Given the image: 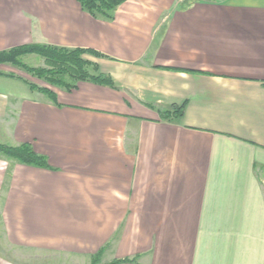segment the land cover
<instances>
[{"label":"crops","instance_id":"1","mask_svg":"<svg viewBox=\"0 0 264 264\" xmlns=\"http://www.w3.org/2000/svg\"><path fill=\"white\" fill-rule=\"evenodd\" d=\"M35 44L115 87L0 66V145L48 165L0 153V264H264V0H0V52Z\"/></svg>","mask_w":264,"mask_h":264},{"label":"trees","instance_id":"2","mask_svg":"<svg viewBox=\"0 0 264 264\" xmlns=\"http://www.w3.org/2000/svg\"><path fill=\"white\" fill-rule=\"evenodd\" d=\"M84 11L91 16L113 21L118 8L127 0H77ZM29 54L42 57L48 69L32 68L23 63L22 58ZM85 55L102 57L99 53L85 49H67L49 45H27L0 52V66H11L29 73L32 77L44 81L48 85L67 91H72L81 81L93 82L99 85L115 87L109 75L100 73L95 62L84 58ZM0 75L15 77L14 74ZM32 90H38L52 96L50 90L29 83ZM53 97V96H52ZM184 105L173 106L170 109L160 111L163 120H178L184 114ZM0 153L18 163L38 167H48L47 160L38 155L29 144L16 147L0 145ZM98 258L93 260L97 262Z\"/></svg>","mask_w":264,"mask_h":264},{"label":"rangeland","instance_id":"3","mask_svg":"<svg viewBox=\"0 0 264 264\" xmlns=\"http://www.w3.org/2000/svg\"><path fill=\"white\" fill-rule=\"evenodd\" d=\"M185 1H193V0H185ZM85 59L87 60H90L92 61L94 59L93 56H90V55H85L84 56ZM22 61L23 63H25L27 66L29 67H32V68H43V69H48V65L47 63L45 62V60L38 56V55H35V54H29V55H26L22 58ZM94 62V61H92ZM10 68H12V71L17 73V74H20L22 76H24L25 78H27L30 82L32 83H35V85H39L41 87H47V88H50L52 86L48 85L47 83H45L44 81L42 80H39L37 78H34L32 77L29 73L27 72H24L22 70H19V69H16L14 67H11L9 66ZM37 96H40L37 94ZM0 143H5V144H8L9 142L7 141V139L5 138V142H0Z\"/></svg>","mask_w":264,"mask_h":264}]
</instances>
